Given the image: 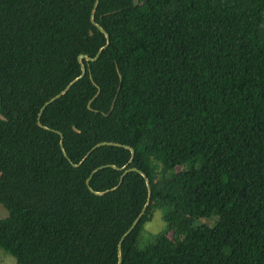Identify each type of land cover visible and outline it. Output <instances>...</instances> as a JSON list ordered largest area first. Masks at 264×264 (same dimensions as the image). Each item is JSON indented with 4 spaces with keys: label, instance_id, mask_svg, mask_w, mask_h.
Segmentation results:
<instances>
[{
    "label": "trees",
    "instance_id": "1",
    "mask_svg": "<svg viewBox=\"0 0 264 264\" xmlns=\"http://www.w3.org/2000/svg\"><path fill=\"white\" fill-rule=\"evenodd\" d=\"M94 2L0 0V247L15 264H116L145 180L94 194L93 171L130 150L103 145L76 168L60 131L74 163L99 142L131 146L127 169L149 181L120 264H264V0H100L110 44L40 126L78 54L107 42ZM123 173L100 169L90 187ZM155 210L165 226L145 235Z\"/></svg>",
    "mask_w": 264,
    "mask_h": 264
},
{
    "label": "water",
    "instance_id": "2",
    "mask_svg": "<svg viewBox=\"0 0 264 264\" xmlns=\"http://www.w3.org/2000/svg\"><path fill=\"white\" fill-rule=\"evenodd\" d=\"M99 1H100V0H95V2H94V7H93V9H92V12H91V16H90V18H91V21L93 22V24L96 25V27L98 28V30L101 31L102 33H104V34L106 35V37H107V42H106V44H105L104 46H102V47L99 49V51L96 52V54H95L93 57H92V56H88L87 54H78L77 58H78V60H79V62H80V67H81V71H80V73H79L78 75H76V77H75L74 79H71V80L68 82V84H67V85H66V86H65V87H64L59 93H57L56 95H54L53 97H51L50 99H48L46 102L43 103V105L41 106V108H40V110H39V112H38V118H37V124L40 125V126H42V124H41V122H40V115H41L42 111L46 108V106H48L50 103H52L53 101H55L57 98H59L60 96H62L63 94H65V93L67 92L68 88H69L72 84H74L78 79L82 78L83 75L85 74V70H86V68H85L84 63L82 62V59L85 58L86 60H94V59L99 58V56L101 55V53H102V52H103V51L109 46V44H110V35L108 34V32H107L105 29H103V27H102L100 24H98V23H96V22L94 21V11H95V8L97 7ZM133 2H134V4L137 6V5L140 3V0H133ZM90 33H91V32H90ZM99 92H100V90H98V92H97V94L94 96V98L99 94ZM115 101H116V98L113 100V104H112V106H111V110H113V108H114ZM88 107H91V101L89 102ZM74 129H76L78 132H80L79 129H77V128H74ZM56 132L60 135V141H59V144H60V148H61V150H62V154H63V156H64L65 158H67L68 161L71 163V165L74 166V167H76V168L80 167V166L82 165V163H83V162L89 157V155H90L94 150H96L98 147H101V146H103V145L124 146V147L128 148V149L130 150V152H131V156H130V159H129L127 165H129V163H131V161H132V159H133V156H134V150H133V148H132L131 146H129V145H126V144H120V143H116V142H107V141H103V142H99V143H97L95 146H93V147L87 152V154L83 157V159H82L79 163H74V162H72V161H71V160L65 155V153H64V150H63V135H62V133H61L60 131H56ZM127 165L124 166V167H122V168H118L117 166H114V165L101 166V167L97 168L96 170H94L93 173H92V175L90 176V178L87 180V185H88L89 189H90L94 194L99 195V196H101V195H105V194L109 193L110 191H115V190H117V189L122 185L124 176H125L127 173H129V172H132V171L137 172V173L140 174V175L144 178V180H145V183H146V186H147V191H148L146 204H145V206L142 208L141 212H140V213L134 218V220L132 221V223L130 224V226H129V227L123 232V234L120 236L119 241H118V245H117V256H118V259H117L116 264H120V263H121V244H122V241H123L124 237H125V236H126L131 230H132V228L134 227V225L137 223V220H138L139 216L143 214L145 208L147 207V205H148L149 202H150V196H151L150 185H149V181H148L146 175H145L143 172H141V171H139V170H137V169H135V168L127 169ZM106 167H113V168H115V169H117V170H119V171H124V173H123V175L121 176V178H120V183H119V185H118L117 187H115V188H113V189H111V190H106V191H104V192H96V191L92 190V188L90 187L91 177L94 175V173H96V172L99 171L100 169H103V168H106Z\"/></svg>",
    "mask_w": 264,
    "mask_h": 264
},
{
    "label": "rangeland",
    "instance_id": "3",
    "mask_svg": "<svg viewBox=\"0 0 264 264\" xmlns=\"http://www.w3.org/2000/svg\"><path fill=\"white\" fill-rule=\"evenodd\" d=\"M1 116V114H0ZM7 215V210L0 204V218ZM213 222V218H200L195 221L196 224L200 223H207L211 225ZM165 226V220L163 219V211L162 210H155L153 213L152 218L145 223L144 226V234L149 235V233L158 231L163 229ZM172 235V232H169ZM0 264H15V258L5 252L4 248L0 247Z\"/></svg>",
    "mask_w": 264,
    "mask_h": 264
}]
</instances>
